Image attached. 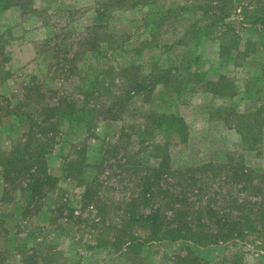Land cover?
Returning a JSON list of instances; mask_svg holds the SVG:
<instances>
[{
	"label": "rangeland",
	"instance_id": "rangeland-1",
	"mask_svg": "<svg viewBox=\"0 0 264 264\" xmlns=\"http://www.w3.org/2000/svg\"><path fill=\"white\" fill-rule=\"evenodd\" d=\"M39 1L42 28L16 27L8 32L15 43L0 40V156L26 142L33 121L38 126L43 118L42 127L49 126L42 111L48 103L57 107L74 98L82 105L89 87L95 90V113L118 115L122 106L125 111L112 122L86 118L82 130L67 132L68 118L47 134L36 126L34 142L44 143L51 175L39 196L27 189L29 176L21 172H33L34 165L13 168L8 180L0 162V264H264L259 224L256 232L199 246L149 240L151 227L127 217L129 203L142 202L139 171L159 161L147 149L150 143L169 139L171 167L183 173L198 166L206 187L213 182L206 163L227 168L232 161L264 171V133L253 131L258 137L253 148L235 125L236 115L264 104V28L262 20L254 22L264 15V0ZM200 4L219 12L210 17L196 9ZM225 44L232 51L229 64L220 59ZM231 84L230 96L210 90ZM157 113L186 119V143L165 132L141 135ZM85 145L99 155L81 169ZM214 181L224 194L244 195L222 178ZM203 192L186 196L197 201L206 198ZM163 204L157 191L140 209L149 212ZM189 250L194 262L178 258L189 256Z\"/></svg>",
	"mask_w": 264,
	"mask_h": 264
},
{
	"label": "trees",
	"instance_id": "trees-1",
	"mask_svg": "<svg viewBox=\"0 0 264 264\" xmlns=\"http://www.w3.org/2000/svg\"><path fill=\"white\" fill-rule=\"evenodd\" d=\"M14 5H18L22 13H27L32 10L30 0H0V8L2 9ZM197 8L205 14H209L210 17L216 16V14H218L217 12H219L212 10L210 12L209 9H204L201 4L196 6V9ZM263 12L264 2L262 1V13ZM261 20L262 28H264V15H262V17L258 16V19L254 22H260ZM217 21L218 20L212 21L211 24L216 25L218 23ZM225 27L226 29L227 27L230 28L227 24H225ZM2 46L4 49V45ZM230 46L235 47L236 42H232ZM228 47L229 45L226 44L220 47V59L223 64H229V62L232 61V51L230 52ZM3 79L4 77L1 80ZM146 85H148V81H146ZM135 89L137 91L138 86ZM215 89L210 90L220 96H230V92L235 91L233 84L224 86L223 91L220 92ZM94 93V87H89L86 90L84 89L83 94L85 99H83L82 105L75 102L76 100L74 98H68L66 102L62 100V102H60L61 104L57 107L48 103V107H45L46 109L42 111L45 112L44 114H46L50 120L49 126L42 127L43 118L41 119L42 122L38 123L39 127L34 121H31L30 132L27 131L26 133V142L20 143L21 145H15L11 151L3 152L0 156V162L2 166H4L5 171H7L6 179H11L10 173L14 169H18L22 163L27 162L25 164H27L29 168L30 165H34L35 167L31 166L35 168L33 172H31L30 169H20L21 172L29 176L26 184L27 189L30 190L33 196H39L45 182L51 178L48 172L47 161L44 158V143L40 140L34 142L36 132L33 133V131L36 126L40 134H47L50 132V127L52 125L63 122L65 118L69 119V129L67 132L76 131V129H85V124L87 126V122H85L86 118H88V120H97V118L101 116L102 120L106 122L118 120L117 118L125 111V107L122 106L118 115L103 116L101 115L100 109H96L99 112L95 113V108L92 105V96ZM106 107L113 108V106L109 105ZM112 110L113 109H108L109 114H111ZM54 118L57 119V122L53 121ZM26 119L27 116L20 117L19 121L24 122ZM81 123L82 125H80ZM235 125L239 127L241 131L240 135L245 144L255 148L258 137L253 134V131L255 132L256 130L262 133V135L264 133V104L255 111H247L241 115H236ZM52 128L53 130L51 132L55 131V128ZM155 132L173 134L177 136L180 143H186L189 136L188 124L184 118L174 114L163 116L157 113L153 123L147 125L141 131V135L149 138L150 135L153 136ZM67 135L68 134L65 135L66 138H68ZM140 141H144L143 137ZM170 144L171 141L169 139H164L163 141L150 143V145L147 146V149L150 148L159 161L155 167L148 166V170L146 169L145 171V169H142L139 171L143 174V179L140 178L136 181L138 185H142L143 183L139 195L142 197V202L137 203L138 201L134 199L128 205L129 210L127 212V217L129 221L137 222L140 220L151 227L152 238L150 237L149 240H167L172 242L181 240L202 246L237 238L243 235L245 231L256 232L258 224L262 226V232H264V171H262V174H259L255 169L247 168L243 165L240 166V163H234L232 161H229L228 164L234 165H227V168H225V166L218 167L215 164L206 163L204 167H209L213 172L211 176L213 182L206 187L207 183L203 181L204 178L201 179L200 174H196V172L200 171L198 170V166H190L185 169L183 173L180 169L174 170V168L171 167ZM87 151H92V155H87ZM106 151H108V148ZM95 155L99 154L96 153L94 149H90L85 145L83 160L80 163L81 169L86 162L90 161L91 156H93V159ZM126 160H133V157L131 159L126 157ZM29 162L32 163L29 164ZM89 163L91 164L92 161ZM71 168L73 170H79L78 168ZM68 172L70 171L68 170ZM206 172H208V169L204 173L206 174ZM216 177L222 178L223 183H231L236 187L239 193H243L244 195L238 197L236 193L224 194L221 188L216 189V187H213ZM170 178H174L176 182H170ZM186 180H188L187 184ZM163 183H166L165 186ZM219 186L222 187L221 184ZM195 190L198 192L205 191L206 193H203L206 194V198L202 196L199 200L194 201L190 196H186L187 194H191L190 191L194 192ZM157 191L164 196L165 204H163V206L159 205L156 209H151L149 212L140 209L142 206H149V203L152 201L155 194H157ZM225 196H227V198H223ZM218 197H222L223 199L221 198L222 200H220ZM203 198H205L204 201H202ZM163 209L168 211L169 214L163 212ZM125 228L127 227H124V229ZM159 236L163 238L160 239L158 238ZM190 251L191 250L188 251L189 256L186 255L178 258L187 262L190 257L192 262H194L196 257L192 256Z\"/></svg>",
	"mask_w": 264,
	"mask_h": 264
},
{
	"label": "crops",
	"instance_id": "crops-1",
	"mask_svg": "<svg viewBox=\"0 0 264 264\" xmlns=\"http://www.w3.org/2000/svg\"><path fill=\"white\" fill-rule=\"evenodd\" d=\"M30 2L34 4L31 3L32 10L27 13H22L18 5L10 6L6 9L0 8V40L3 44L7 45L8 43L16 42L14 40L12 41V37L8 34L10 30L16 27H21L26 30V32L30 30L31 26L36 29L42 28V14L40 12V5H42V2L39 0H30ZM184 120L186 121L185 118ZM186 123L188 122L186 121Z\"/></svg>",
	"mask_w": 264,
	"mask_h": 264
}]
</instances>
